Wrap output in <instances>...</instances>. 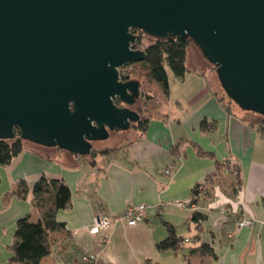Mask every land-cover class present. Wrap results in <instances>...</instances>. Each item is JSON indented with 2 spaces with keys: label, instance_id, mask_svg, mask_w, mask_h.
<instances>
[{
  "label": "crops",
  "instance_id": "obj_1",
  "mask_svg": "<svg viewBox=\"0 0 264 264\" xmlns=\"http://www.w3.org/2000/svg\"><path fill=\"white\" fill-rule=\"evenodd\" d=\"M189 50L184 76L168 74L166 95L147 83L155 98L150 105L147 100L152 116L144 129L114 132L117 144L101 151L96 144L84 155L25 140L0 165V264H12L16 220L40 216L31 192L40 176L62 180L70 198L55 213L63 227L49 232L52 253L39 264H185L188 249L200 243L210 245L214 255H193V264H264V116L236 107L214 65L193 42ZM202 120L210 129H201ZM225 160L230 168L220 164ZM167 167L170 174L164 173ZM20 181L27 186L23 196L13 193ZM198 183L207 190L196 202L206 217L194 223L191 210L175 201L190 199ZM129 204L146 206L142 221L89 231L95 216L120 214ZM221 205L226 212L218 211ZM241 214L251 218L250 226L237 228ZM163 221L189 239L175 254L156 248L167 235ZM85 251L97 254L94 263L81 260Z\"/></svg>",
  "mask_w": 264,
  "mask_h": 264
},
{
  "label": "water",
  "instance_id": "obj_2",
  "mask_svg": "<svg viewBox=\"0 0 264 264\" xmlns=\"http://www.w3.org/2000/svg\"><path fill=\"white\" fill-rule=\"evenodd\" d=\"M133 30L188 38L226 95L264 116V0H0V139L17 129L84 155L139 120L140 82L120 77L144 58Z\"/></svg>",
  "mask_w": 264,
  "mask_h": 264
},
{
  "label": "trees",
  "instance_id": "obj_3",
  "mask_svg": "<svg viewBox=\"0 0 264 264\" xmlns=\"http://www.w3.org/2000/svg\"><path fill=\"white\" fill-rule=\"evenodd\" d=\"M138 36L134 48H140L144 51V58L139 61L123 67L120 74L122 79H136L143 83L140 95L146 94L150 96L146 85L147 83H155L166 95L169 87L168 72L176 78H182L185 74L186 50L189 39L183 36L154 38L142 31L137 32ZM143 35L148 36L152 40L144 43ZM118 106L121 103L115 101ZM140 115L139 110L135 109ZM151 112L145 117H140L136 122H132V126L144 129ZM203 130L210 129L206 120L200 122ZM23 148V139L20 137L19 131L14 130V136L8 139H0V165L7 164L14 156H16ZM222 164L225 168H230L228 160ZM230 173L237 179V169L233 167ZM204 187V186H203ZM199 183L193 188L190 203L195 204L199 198V194L207 193ZM27 189L26 184L20 181L13 193L23 196ZM31 192L33 195V206L38 210L40 216L35 221H30L28 214L19 217L15 223L13 232V241L10 245L12 264H39L43 257L52 253V246L48 239V234L52 230L60 229L63 223L55 218L58 209L68 206L70 198V190L68 186L60 179L48 178L40 176L32 185ZM206 215L199 210H191L190 219L194 223H199L205 219ZM167 235L156 242V248L160 251L169 250L176 253L181 248L184 239L175 231V226L167 221H163ZM208 254L214 255L212 248L207 243H200L191 246L187 254L184 255L185 264H193L190 258L193 255Z\"/></svg>",
  "mask_w": 264,
  "mask_h": 264
},
{
  "label": "built area",
  "instance_id": "obj_4",
  "mask_svg": "<svg viewBox=\"0 0 264 264\" xmlns=\"http://www.w3.org/2000/svg\"><path fill=\"white\" fill-rule=\"evenodd\" d=\"M136 34L140 32V30H133ZM135 44V42H134ZM133 44V46H134ZM134 48V47H133ZM171 170L170 167L164 169L165 174H170ZM175 203L181 207L189 208L190 210H197V204H191L190 199L188 200H176ZM146 206L144 204H136V205H126L123 209L122 213L120 214H106V215H97L94 217L92 225L89 229L90 232H97L103 229L108 228L114 223L117 222H125L126 225H134L143 220L144 213H145ZM227 208L225 206H220L218 211L220 213L226 212ZM252 220L250 217L241 214L238 221H237V228L242 226H250ZM189 239L184 238V242H187ZM97 258V254L95 252H82L81 253V260L87 263H94Z\"/></svg>",
  "mask_w": 264,
  "mask_h": 264
},
{
  "label": "rangeland",
  "instance_id": "obj_5",
  "mask_svg": "<svg viewBox=\"0 0 264 264\" xmlns=\"http://www.w3.org/2000/svg\"><path fill=\"white\" fill-rule=\"evenodd\" d=\"M143 40H144V43H146V42H150L152 39L151 38H149L148 36L146 37V36H144L143 35ZM192 41H190L189 40V45H188V51H189V55H190V50H189V47H190V43H191ZM197 47V46H196ZM206 61H208V60H206ZM209 62V61H208ZM210 63V62H209ZM212 64V63H211ZM213 65V64H212ZM187 66L188 67H192L193 66V61L189 58V56H188V60H187ZM214 67V69L216 70V67H215V65L213 66ZM123 72V67L122 68H120V74ZM171 74V72L169 71L168 72V74ZM219 81V80H218ZM143 87V86H142ZM147 89V88H146ZM140 91H141V88H140ZM147 91H149V90H147ZM150 93H152L151 95H153L154 96V93H153V91H150ZM150 95V94H149ZM154 98H155V96L154 97H151V96H147L146 94H142V95H140L139 94V97L134 101V103H132L129 107L131 108V109H137V110H139V113H140V117H145L147 114H148V112H151V107L149 106L150 104H153L154 102ZM159 101H160V99H159V97L157 98ZM147 100H149L150 102H149V105L147 106ZM151 102H153V103H151ZM234 103V102H233ZM234 105H236V107H238L237 106V104H234ZM133 107V108H132ZM244 110V109H243ZM246 111V110H245ZM130 127H133L132 126V123L130 124V126L127 128V129H125V130H119V129H115V130H112V131H109V134H108V136L106 137V138H102V139H98V140H92V141H90V144H91V150L92 149H94V145H96L97 144V147L99 148V150L101 151L102 150V148L104 149V148H106V147H110V146H113L114 144H117L119 141H117V140H114V135L112 134V133H114V132H119V131H128V130H130ZM25 140H23V142H24ZM180 222H182V221H180ZM183 223H180V225H182ZM177 228V227H176ZM177 230H178V228H177ZM178 235H180V233H177ZM184 239V238H183ZM187 243L186 242H183V243H181V248H183L184 247V245H186ZM184 249V248H183Z\"/></svg>",
  "mask_w": 264,
  "mask_h": 264
},
{
  "label": "flooded vegetation",
  "instance_id": "obj_6",
  "mask_svg": "<svg viewBox=\"0 0 264 264\" xmlns=\"http://www.w3.org/2000/svg\"><path fill=\"white\" fill-rule=\"evenodd\" d=\"M128 79V78H127ZM133 108V107H132ZM133 110H135L134 108H133ZM136 111V110H135Z\"/></svg>",
  "mask_w": 264,
  "mask_h": 264
}]
</instances>
